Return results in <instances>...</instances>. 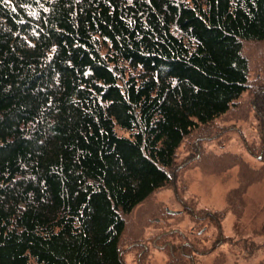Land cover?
Returning a JSON list of instances; mask_svg holds the SVG:
<instances>
[{"label": "trees", "instance_id": "obj_1", "mask_svg": "<svg viewBox=\"0 0 264 264\" xmlns=\"http://www.w3.org/2000/svg\"><path fill=\"white\" fill-rule=\"evenodd\" d=\"M256 40L264 0H0V264H125V215L250 87Z\"/></svg>", "mask_w": 264, "mask_h": 264}, {"label": "rangeland", "instance_id": "obj_2", "mask_svg": "<svg viewBox=\"0 0 264 264\" xmlns=\"http://www.w3.org/2000/svg\"><path fill=\"white\" fill-rule=\"evenodd\" d=\"M243 50L250 87L185 138L170 181L125 215V264H138L140 252L143 264H173L166 241L196 245V253L186 249L195 264H264V97L256 92L264 89V40Z\"/></svg>", "mask_w": 264, "mask_h": 264}, {"label": "flooded vegetation", "instance_id": "obj_3", "mask_svg": "<svg viewBox=\"0 0 264 264\" xmlns=\"http://www.w3.org/2000/svg\"><path fill=\"white\" fill-rule=\"evenodd\" d=\"M262 90L264 91L263 88H262ZM257 111L262 114L261 110H257ZM166 243L169 245L170 252L173 254L176 251V247L169 241H166ZM143 250H147L145 246L143 247ZM181 250H182V253L185 254V256H189L194 261L193 253H196V251H197L195 248L191 247V250L194 251L193 253H192V251L188 252L187 250H185V245L182 246ZM142 254H143V252H140L139 258H138V262H139L138 264H143L142 259H141Z\"/></svg>", "mask_w": 264, "mask_h": 264}]
</instances>
